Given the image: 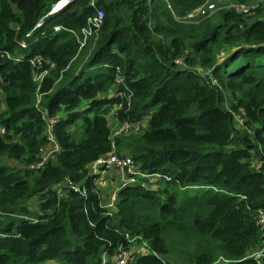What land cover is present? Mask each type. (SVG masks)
Segmentation results:
<instances>
[{
	"label": "trees",
	"instance_id": "16d2710c",
	"mask_svg": "<svg viewBox=\"0 0 264 264\" xmlns=\"http://www.w3.org/2000/svg\"><path fill=\"white\" fill-rule=\"evenodd\" d=\"M61 1L0 0V264H103L139 242L129 264H264V0H217L206 15L196 10L209 0H69L50 12ZM110 114L140 127L112 140ZM49 118L59 151L30 168ZM112 149L140 171L114 210L89 170Z\"/></svg>",
	"mask_w": 264,
	"mask_h": 264
},
{
	"label": "built area",
	"instance_id": "2783aa9c",
	"mask_svg": "<svg viewBox=\"0 0 264 264\" xmlns=\"http://www.w3.org/2000/svg\"><path fill=\"white\" fill-rule=\"evenodd\" d=\"M61 1V0H60ZM56 4L52 7L51 11L55 8ZM228 7H232L237 11L242 12H250L252 11L256 6L257 2H253L250 4L245 3H230L227 5ZM215 9L214 3L207 1L205 4H202L200 7L197 8L196 12L200 14H210ZM50 11V12H51ZM46 16V15H45ZM44 16V17H45ZM103 16L102 9H97L96 12L93 15H90L87 17V24L81 28L80 33V46H82L85 42L87 37L92 34L93 32H96L99 29V26L101 24ZM40 22V21H39ZM38 22V23H39ZM60 28L59 25H54V29L58 30ZM25 46V44L23 43ZM38 58H34L32 60L33 64H38ZM45 74V71L43 72H35L34 79L39 83ZM117 81H122V77L118 76ZM53 118H49V124L46 128V136L48 139V143H52L54 145L53 151H51L48 155H42L41 151V158L36 163H31L29 165L30 168H39L41 167L45 161L51 160L52 158H56L57 153L59 151V146L57 142L55 141L54 135L52 134L51 129V122H53ZM115 125H111V138L112 140L114 137L120 135L123 132H129V131H136L140 124L137 122H129V121H117L113 118ZM0 132H4V127L0 126ZM44 147V146H43ZM43 149V148H42ZM260 161L255 162V167H260ZM117 169L121 173V183L126 182H132L136 179V175L140 174V171L138 170L133 157L131 154L127 152H117L116 150L112 149L110 152L101 155L96 160L92 161L89 164V170L92 173L97 174V178L99 179L101 176H103L106 171L109 169ZM74 190H79L84 192L85 190L81 188V186L78 184L72 185ZM119 187V186H118ZM118 189V188H117ZM117 189L109 196V198L105 200H101V203L106 207H112L115 206L116 200H117ZM256 224L259 228V230L264 233V210H258L256 215ZM133 244V243H132ZM130 244V245H132ZM144 244V243H143ZM130 245L127 247H120L118 252L115 253L111 258H107L106 256L102 258V263L105 264L108 262L109 264H129L130 260L132 259V250L130 249ZM263 254V249H261L258 253L255 254L256 257H260Z\"/></svg>",
	"mask_w": 264,
	"mask_h": 264
},
{
	"label": "rangeland",
	"instance_id": "374dc122",
	"mask_svg": "<svg viewBox=\"0 0 264 264\" xmlns=\"http://www.w3.org/2000/svg\"><path fill=\"white\" fill-rule=\"evenodd\" d=\"M209 2H213L214 3V7L216 9V5L215 3H217L218 1L217 0H209ZM2 96V93L0 91V97ZM1 105L3 106V102L1 103ZM108 121L110 123V125L114 126L115 125V122L113 120V116L110 114L108 115ZM144 126V123L141 124V127ZM54 149V145L52 143H46L42 149V155H48L51 151H53ZM52 161L55 160V158H52L51 159ZM3 161L7 164H9L10 166H20V162L15 160V159H10V158H7V157H4L3 158ZM105 175V174H104ZM107 176V177H106ZM106 179H105V187H102V190H101V195H103V198L104 200L106 201L109 196L115 191L116 189V186L118 184L121 183V180H122V177H121V173L119 172V170L113 168L109 173H106ZM104 182L102 183L104 186ZM61 187V186H59ZM37 204H38V199L37 197H32L29 202H28V205L32 208V209H37ZM110 210H114V206L112 207H109ZM261 249H263V247H260V248H255L252 253L255 255L256 253H258Z\"/></svg>",
	"mask_w": 264,
	"mask_h": 264
},
{
	"label": "crops",
	"instance_id": "0c3cea01",
	"mask_svg": "<svg viewBox=\"0 0 264 264\" xmlns=\"http://www.w3.org/2000/svg\"><path fill=\"white\" fill-rule=\"evenodd\" d=\"M111 170H112V168L109 169L108 171H106V173H109ZM106 173H105V175L101 176L99 179L97 178V181H96L98 187L100 188V193H101L102 187H105V182L104 181H105V179L107 177ZM104 177H105V179H104ZM103 182H104V186H102ZM118 186H119V184L116 186V189L118 188ZM101 198H102V201H103L104 200L103 195H101ZM130 249L132 250V252L142 251V250H145V245L142 242H139L137 244L130 245Z\"/></svg>",
	"mask_w": 264,
	"mask_h": 264
},
{
	"label": "water",
	"instance_id": "95a60500",
	"mask_svg": "<svg viewBox=\"0 0 264 264\" xmlns=\"http://www.w3.org/2000/svg\"><path fill=\"white\" fill-rule=\"evenodd\" d=\"M69 0H67V2H68ZM67 2H65L63 5H65ZM62 7V6H61ZM59 9V8H58ZM57 9H56V6H55V8L53 9V11H51V12H54V11H56ZM45 18V17H44ZM44 18H42L41 20H40V22L38 23V25L39 24H41L42 22H43V20H44Z\"/></svg>",
	"mask_w": 264,
	"mask_h": 264
},
{
	"label": "bare ground",
	"instance_id": "6f19581e",
	"mask_svg": "<svg viewBox=\"0 0 264 264\" xmlns=\"http://www.w3.org/2000/svg\"><path fill=\"white\" fill-rule=\"evenodd\" d=\"M64 3H65V0H62L59 4L56 5V9L60 8L61 6H63Z\"/></svg>",
	"mask_w": 264,
	"mask_h": 264
},
{
	"label": "snow or ice",
	"instance_id": "6c2138e0",
	"mask_svg": "<svg viewBox=\"0 0 264 264\" xmlns=\"http://www.w3.org/2000/svg\"><path fill=\"white\" fill-rule=\"evenodd\" d=\"M65 2H67V0H65Z\"/></svg>",
	"mask_w": 264,
	"mask_h": 264
}]
</instances>
